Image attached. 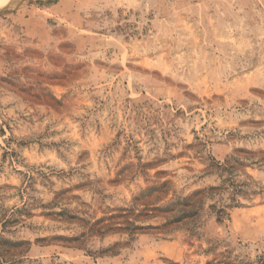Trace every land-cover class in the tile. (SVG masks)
<instances>
[{"label":"rangeland","instance_id":"rangeland-1","mask_svg":"<svg viewBox=\"0 0 264 264\" xmlns=\"http://www.w3.org/2000/svg\"><path fill=\"white\" fill-rule=\"evenodd\" d=\"M227 159L223 221L231 187L195 234L89 232ZM0 235L10 264H264V0H0Z\"/></svg>","mask_w":264,"mask_h":264},{"label":"trees","instance_id":"trees-1","mask_svg":"<svg viewBox=\"0 0 264 264\" xmlns=\"http://www.w3.org/2000/svg\"><path fill=\"white\" fill-rule=\"evenodd\" d=\"M237 164L238 161L233 159H227L223 163L214 161L211 167L217 171L222 184L198 189L185 196L167 199L170 190L169 181L149 186L135 196L131 208L119 209L121 213L112 216L109 222L99 220L91 224L89 232L104 235L106 232L118 229L133 236L147 228H153L165 234L175 229L185 228L195 234L203 223L202 217L206 210L207 198H212L216 193L227 191L230 187L233 189L231 204L213 203L208 206L220 221H223L227 216V208L237 204L236 196L244 192L234 178ZM162 201L164 202L162 203ZM144 218H163V222L157 226L137 224ZM3 226L5 225L3 224ZM86 235L87 233L84 236ZM27 243L29 242L13 241L0 235V264L18 263L17 255L23 251L21 246Z\"/></svg>","mask_w":264,"mask_h":264}]
</instances>
